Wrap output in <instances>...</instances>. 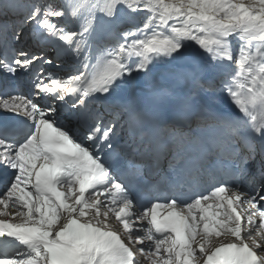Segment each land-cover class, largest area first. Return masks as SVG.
Masks as SVG:
<instances>
[{
	"label": "snow or ice",
	"instance_id": "1",
	"mask_svg": "<svg viewBox=\"0 0 264 264\" xmlns=\"http://www.w3.org/2000/svg\"><path fill=\"white\" fill-rule=\"evenodd\" d=\"M0 264H264V0H0Z\"/></svg>",
	"mask_w": 264,
	"mask_h": 264
}]
</instances>
